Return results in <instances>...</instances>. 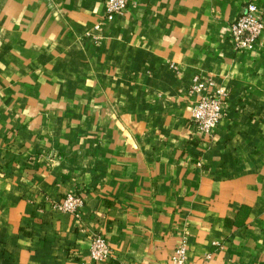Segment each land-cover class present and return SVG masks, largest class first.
Masks as SVG:
<instances>
[{"label": "crops", "instance_id": "0c3cea01", "mask_svg": "<svg viewBox=\"0 0 264 264\" xmlns=\"http://www.w3.org/2000/svg\"><path fill=\"white\" fill-rule=\"evenodd\" d=\"M104 1L0 0V264H80L93 235L99 264H264V32L230 39L249 0ZM195 78L227 92L211 137Z\"/></svg>", "mask_w": 264, "mask_h": 264}, {"label": "built area", "instance_id": "2783aa9c", "mask_svg": "<svg viewBox=\"0 0 264 264\" xmlns=\"http://www.w3.org/2000/svg\"><path fill=\"white\" fill-rule=\"evenodd\" d=\"M104 2L107 21H112L134 5V0H105ZM258 9L256 0H249L237 20L231 24L230 39L237 51L254 48L261 38L264 32V21ZM190 93L197 97L191 109V122L199 133L211 137L224 116L227 92L212 81L195 78ZM83 206V198L76 194H68L53 204L54 210L74 215H79ZM89 240V261H82L80 264H99L109 261L111 246L107 239L101 235H93ZM186 251L185 244L178 246L171 256V264H186Z\"/></svg>", "mask_w": 264, "mask_h": 264}]
</instances>
